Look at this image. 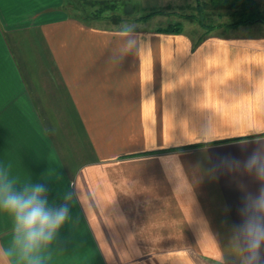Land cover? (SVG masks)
<instances>
[{
  "label": "crops",
  "instance_id": "0c3cea01",
  "mask_svg": "<svg viewBox=\"0 0 264 264\" xmlns=\"http://www.w3.org/2000/svg\"><path fill=\"white\" fill-rule=\"evenodd\" d=\"M88 1L127 14L181 2ZM74 2L0 0V163L47 182L50 201L78 193L47 264H219L221 250L237 264L231 228L261 187L243 164L264 152L263 30L200 42L155 30L112 63L119 27L83 20ZM224 158L240 168L210 173ZM10 236L0 214V244Z\"/></svg>",
  "mask_w": 264,
  "mask_h": 264
},
{
  "label": "clouds",
  "instance_id": "9594fccd",
  "mask_svg": "<svg viewBox=\"0 0 264 264\" xmlns=\"http://www.w3.org/2000/svg\"><path fill=\"white\" fill-rule=\"evenodd\" d=\"M116 38L120 43L109 57L112 63H120L141 50V34L135 24L122 23ZM217 167L236 170L240 162L224 158L209 172L215 173ZM243 168L261 187L258 194L245 196L239 209L242 222L232 226L227 247L237 264H264V152H253ZM49 193L47 182L22 180L9 165L0 163V214L11 221L10 239L0 244V264H47V253L62 227L72 219L73 202L78 197L74 185L58 194L59 203L50 201ZM185 194L192 199L190 185ZM224 261L221 250L219 264Z\"/></svg>",
  "mask_w": 264,
  "mask_h": 264
},
{
  "label": "rangeland",
  "instance_id": "374dc122",
  "mask_svg": "<svg viewBox=\"0 0 264 264\" xmlns=\"http://www.w3.org/2000/svg\"><path fill=\"white\" fill-rule=\"evenodd\" d=\"M200 1L205 23L215 25L210 30L200 25L197 19L193 18V16L199 15L197 0H185V2L181 0L180 4H173L168 7L166 6L169 4L161 1L133 2V11L129 14H127L128 10H125L123 3L113 4L111 2L75 0L74 4L76 6L75 11L80 14L83 20H88L87 22L90 23L98 19L97 24L110 27H119L125 22L135 24L136 31L141 34L142 39L152 36L156 37L158 36L156 31L159 27H165L170 23L177 22L182 23L186 34L192 35L199 42L211 34L223 32H232L234 34L248 33V31L255 34L261 30L264 32V21H257L237 29L223 25L238 19L232 14V9L228 5L212 4L209 2L210 0ZM257 1L264 16V0ZM156 10L160 12L146 20L141 19L143 15Z\"/></svg>",
  "mask_w": 264,
  "mask_h": 264
},
{
  "label": "trees",
  "instance_id": "16d2710c",
  "mask_svg": "<svg viewBox=\"0 0 264 264\" xmlns=\"http://www.w3.org/2000/svg\"><path fill=\"white\" fill-rule=\"evenodd\" d=\"M97 2H107V1H97ZM215 5L227 6L232 9V14L235 15L238 19L235 21L225 23L223 25L235 27L241 24H251L257 21H264L263 11L259 7V3L257 0H210L209 1ZM197 8L199 10V15L193 16V18L197 19L200 25L210 30L215 27V25H208L205 23L203 8H201V1L197 0ZM160 12L159 10L152 11L148 14H145L141 17V19H148L151 16ZM157 31L167 32V33H181L183 31V26L181 22L170 23L165 27H159ZM220 142V141H219ZM199 144L185 145L188 146H196Z\"/></svg>",
  "mask_w": 264,
  "mask_h": 264
}]
</instances>
